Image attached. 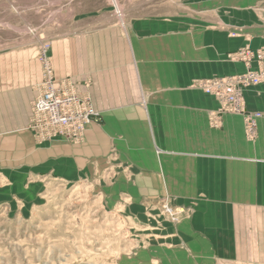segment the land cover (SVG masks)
<instances>
[{
    "label": "crops",
    "instance_id": "crops-1",
    "mask_svg": "<svg viewBox=\"0 0 264 264\" xmlns=\"http://www.w3.org/2000/svg\"><path fill=\"white\" fill-rule=\"evenodd\" d=\"M106 13L50 39L56 80L71 78L100 114L79 144L63 138L38 143L29 128L42 80L39 43L0 52V171L12 172L14 160L16 173L103 182L110 166L109 189L117 197L127 191L135 219L147 220L146 201L194 199V214L170 225V241H182L213 264L217 252L242 258L234 251L247 249L231 222L247 218L246 206L264 204V82L244 92L247 108L263 113L254 142L246 139L240 115L225 113L220 128L210 127L220 104L194 84L244 73L245 65L229 60L228 52L248 44L264 50V0L230 4L215 19L190 24ZM165 252L187 258L184 248Z\"/></svg>",
    "mask_w": 264,
    "mask_h": 264
},
{
    "label": "rangeland",
    "instance_id": "rangeland-1",
    "mask_svg": "<svg viewBox=\"0 0 264 264\" xmlns=\"http://www.w3.org/2000/svg\"><path fill=\"white\" fill-rule=\"evenodd\" d=\"M247 3L253 6L254 0H0V52L39 43L38 59L42 68L39 95L44 80V50H47L55 76L50 39L64 33L78 32L81 30L79 25L94 20L102 12L109 14L111 11L119 20L152 15L182 19L185 24H190L207 18L213 20L230 4ZM46 21L49 24L44 25ZM246 47L264 52L248 44L228 52L227 58L243 63L246 71L257 70L259 63L256 61L248 67L245 62L229 57V54ZM254 63L256 68L252 67ZM245 107L249 110L246 102ZM231 114L240 115L244 120L242 114ZM222 118L216 125L209 120L210 127L220 128ZM259 120L257 134L252 139L247 137L244 120L245 136L251 142L259 135ZM13 161L11 164L15 167ZM14 167H9L12 172L0 171V264H213L205 254L187 251L189 248L182 241L174 242L168 238L174 236L170 225L176 228L194 214L197 206L194 199L189 204H174L169 196L146 201L147 220L142 221L135 219L130 208L132 197L127 191L121 192L118 197L117 193L112 195L109 189L110 166L104 171L103 182L93 178L66 182L32 173H16L13 172L17 169ZM180 207L185 211L170 213L169 208L176 210ZM246 207L250 209L245 215L247 218L231 222L234 224L231 228L238 229L244 237L242 246L247 249L246 252L241 248L234 251L243 259L239 256L224 257V253L221 255L217 252L214 264H264V237L260 235L264 234V217L251 216L255 212L264 216V204ZM172 215L177 219L173 220ZM256 234L262 237L252 236ZM181 248L186 250V259H176L165 252Z\"/></svg>",
    "mask_w": 264,
    "mask_h": 264
},
{
    "label": "built area",
    "instance_id": "built-area-1",
    "mask_svg": "<svg viewBox=\"0 0 264 264\" xmlns=\"http://www.w3.org/2000/svg\"><path fill=\"white\" fill-rule=\"evenodd\" d=\"M229 57L245 62L248 67L256 61L259 68L248 69L240 75L198 80L194 86L213 95L220 103L219 110L210 114L212 124H218L224 113L242 114L246 122L247 137L252 139L257 134V122L262 113L246 109L244 90L264 82V52L246 47L229 54ZM42 64L43 85L32 105L30 127L34 136L38 142L63 137L79 143L84 139L88 125L98 121L100 114L95 110L90 96L79 94L70 78L56 80L47 57V50L43 52ZM171 217L173 220L177 219L175 215Z\"/></svg>",
    "mask_w": 264,
    "mask_h": 264
},
{
    "label": "bare ground",
    "instance_id": "bare-ground-1",
    "mask_svg": "<svg viewBox=\"0 0 264 264\" xmlns=\"http://www.w3.org/2000/svg\"><path fill=\"white\" fill-rule=\"evenodd\" d=\"M52 67V66H51ZM84 94V93H83ZM166 207L168 206L169 207V205H165ZM170 209V213L171 214H174V213H182V212H184L185 211V209H183V208H178V209H176V210H174L173 208H169Z\"/></svg>",
    "mask_w": 264,
    "mask_h": 264
}]
</instances>
